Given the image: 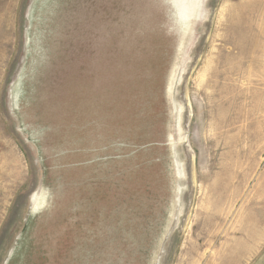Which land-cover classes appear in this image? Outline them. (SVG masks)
I'll use <instances>...</instances> for the list:
<instances>
[{"label": "rangeland", "instance_id": "1", "mask_svg": "<svg viewBox=\"0 0 264 264\" xmlns=\"http://www.w3.org/2000/svg\"><path fill=\"white\" fill-rule=\"evenodd\" d=\"M0 264H264V0H0Z\"/></svg>", "mask_w": 264, "mask_h": 264}, {"label": "bare ground", "instance_id": "2", "mask_svg": "<svg viewBox=\"0 0 264 264\" xmlns=\"http://www.w3.org/2000/svg\"><path fill=\"white\" fill-rule=\"evenodd\" d=\"M172 7V6H171ZM174 18H176L175 16H174ZM188 20V18H187V16L186 15H181V21H183V20ZM184 22V21H183ZM191 24V23H190ZM179 25H181V24H179ZM190 26V25H189ZM185 27V26H184ZM180 28H181V26H180ZM147 29V28H146ZM186 29V28H185ZM188 29H189V27H188ZM182 30V29H181ZM184 31V30H183ZM186 31V30H185ZM190 31V30H189ZM182 32V31H181ZM183 33V32H182ZM185 33V32H184ZM186 35V34H185ZM185 54V53H184ZM180 66V65H179ZM177 67V66H176ZM178 77V76H177ZM175 81V80H174ZM175 85V84H174ZM169 91V90H168ZM171 92V91H170ZM173 93V92H172ZM174 94V93H173ZM172 102V101H171ZM158 139V138H157ZM174 140V139H173ZM173 154V153H172ZM174 162V161H173ZM179 172V171H178ZM178 178V177H177ZM178 181V180H177ZM40 196V195H39ZM178 197V196H177ZM177 199V198H176ZM177 204V203H176ZM172 224V223H171ZM170 229V228H169ZM162 247V246H161Z\"/></svg>", "mask_w": 264, "mask_h": 264}]
</instances>
